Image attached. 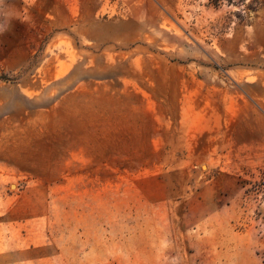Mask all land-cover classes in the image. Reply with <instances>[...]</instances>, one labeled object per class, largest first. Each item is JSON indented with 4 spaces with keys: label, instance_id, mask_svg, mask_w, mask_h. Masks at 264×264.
Wrapping results in <instances>:
<instances>
[{
    "label": "rangeland",
    "instance_id": "374dc122",
    "mask_svg": "<svg viewBox=\"0 0 264 264\" xmlns=\"http://www.w3.org/2000/svg\"><path fill=\"white\" fill-rule=\"evenodd\" d=\"M0 264H264V0H0Z\"/></svg>",
    "mask_w": 264,
    "mask_h": 264
}]
</instances>
